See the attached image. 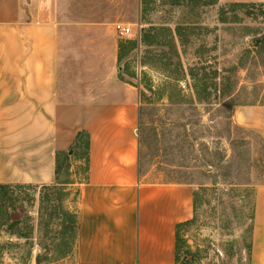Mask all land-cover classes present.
<instances>
[{
	"label": "rangeland",
	"instance_id": "374dc122",
	"mask_svg": "<svg viewBox=\"0 0 264 264\" xmlns=\"http://www.w3.org/2000/svg\"><path fill=\"white\" fill-rule=\"evenodd\" d=\"M59 12L65 99L137 87L141 170L195 188L178 264H262L252 242L264 142L233 116L264 105V2L61 0ZM81 153L58 186L0 190V264H78L77 191L68 185L85 179Z\"/></svg>",
	"mask_w": 264,
	"mask_h": 264
},
{
	"label": "crops",
	"instance_id": "0c3cea01",
	"mask_svg": "<svg viewBox=\"0 0 264 264\" xmlns=\"http://www.w3.org/2000/svg\"><path fill=\"white\" fill-rule=\"evenodd\" d=\"M60 4L0 0V185L58 186V154L71 162L85 133V179L68 185L77 191V263L178 264L177 231L194 219L195 188L141 170L137 87L120 82L104 100L65 99ZM233 119L264 142V105L239 108ZM252 252L263 264L264 184L255 191Z\"/></svg>",
	"mask_w": 264,
	"mask_h": 264
},
{
	"label": "trees",
	"instance_id": "16d2710c",
	"mask_svg": "<svg viewBox=\"0 0 264 264\" xmlns=\"http://www.w3.org/2000/svg\"><path fill=\"white\" fill-rule=\"evenodd\" d=\"M240 4H244V3H240ZM128 42L129 43H135L136 40H129ZM122 54H123V48L121 47L120 58L123 57ZM88 137L89 136L87 134H85V133L80 134L78 139H77V142L75 143V146L71 150V154H73L74 151H76V150H77L76 153L82 154L81 151H83V149H84L86 165H87V155H88L87 151L89 149ZM78 154H75V155H78ZM65 164H70V155L68 153L58 154V156H57V175H58L59 178H60L64 168L69 167V165H65ZM86 170H87V167H86ZM11 187L12 186L0 185V190L5 191V190H7V189H9ZM45 188H49V187H45ZM77 228H78V220H77V223L75 225V229L76 230H77ZM178 259H179V256H178V231H177V263H178Z\"/></svg>",
	"mask_w": 264,
	"mask_h": 264
},
{
	"label": "built area",
	"instance_id": "2783aa9c",
	"mask_svg": "<svg viewBox=\"0 0 264 264\" xmlns=\"http://www.w3.org/2000/svg\"><path fill=\"white\" fill-rule=\"evenodd\" d=\"M115 31L123 37H130L133 33L131 26L124 23L115 24Z\"/></svg>",
	"mask_w": 264,
	"mask_h": 264
}]
</instances>
